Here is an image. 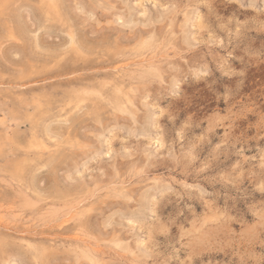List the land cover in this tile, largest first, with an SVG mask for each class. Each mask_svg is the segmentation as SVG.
<instances>
[{
  "label": "rangeland",
  "instance_id": "1",
  "mask_svg": "<svg viewBox=\"0 0 264 264\" xmlns=\"http://www.w3.org/2000/svg\"><path fill=\"white\" fill-rule=\"evenodd\" d=\"M0 264H264V0H0Z\"/></svg>",
  "mask_w": 264,
  "mask_h": 264
},
{
  "label": "bare ground",
  "instance_id": "2",
  "mask_svg": "<svg viewBox=\"0 0 264 264\" xmlns=\"http://www.w3.org/2000/svg\"><path fill=\"white\" fill-rule=\"evenodd\" d=\"M124 109V108H123Z\"/></svg>",
  "mask_w": 264,
  "mask_h": 264
}]
</instances>
